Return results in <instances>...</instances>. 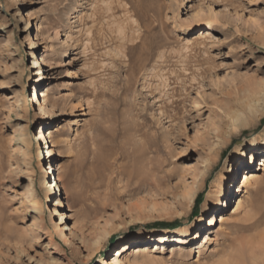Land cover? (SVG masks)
Here are the masks:
<instances>
[{"label": "rangeland", "instance_id": "obj_1", "mask_svg": "<svg viewBox=\"0 0 264 264\" xmlns=\"http://www.w3.org/2000/svg\"><path fill=\"white\" fill-rule=\"evenodd\" d=\"M234 6L264 19V0H0V264H99L117 247L119 264H264V171L242 188L238 158L264 117L211 150L230 94L264 78V47L240 38ZM46 162L62 166L67 226L47 200ZM230 166L233 197L206 244L199 217ZM140 240L155 255L124 258Z\"/></svg>", "mask_w": 264, "mask_h": 264}, {"label": "bare ground", "instance_id": "obj_2", "mask_svg": "<svg viewBox=\"0 0 264 264\" xmlns=\"http://www.w3.org/2000/svg\"><path fill=\"white\" fill-rule=\"evenodd\" d=\"M233 8L235 11L234 12L235 21H241V20L243 21L242 25L240 26L243 27V29L237 28L239 31L240 38L243 39L244 37L254 36L257 39V41L261 44V46L264 47V19H259V17H251V16L246 17L244 19L240 13L241 9H243V6H234ZM233 21L234 19H231L230 23ZM206 33H207V38H208V34L209 35L214 34V33L211 34L210 32H206ZM28 87H30L29 82L27 81L24 82L17 92V97H16L17 101L21 102L28 98V93L26 92ZM35 93H39L38 90L35 89ZM225 112L227 119L226 126L223 130V135L218 136L217 141L212 144L211 146L212 151L218 152L219 149L226 144V142L231 140L232 134L234 132L244 127H251L257 124L264 117V78L252 77V79H250L244 85L238 86L236 90L230 94V97L226 101ZM50 142L52 147L53 145L52 141ZM246 152L250 153L251 161L253 160L254 157L255 158L258 157L257 164H259V166L254 168L249 158L247 159L244 158ZM51 154H53L52 148H50L49 154L47 155H51ZM239 154L242 155L238 157L242 161L241 162L242 164L240 165L241 173L239 174V185H241L242 188H246L254 181H258L262 176L260 172L264 171V136L257 137L255 139V142H253L246 151L242 150L240 151ZM47 159H49L48 161H50V156H48ZM211 161H212L211 158L204 159L203 162V164L205 163L204 169L199 171L200 173L198 175L201 177L202 181L205 178V176L208 174V170L211 166ZM236 168L237 167L232 168L230 166L229 171L225 173L220 180H218L217 188L213 192L212 196L209 197L205 202L204 205L205 213L199 217V224H204V225L207 224V226L205 227L203 225H200V229H202L203 231L202 233L205 237L204 243L206 244L210 242L209 240L213 239L212 234H210L213 227L218 223H222L226 219L225 216L223 215V212L225 211V208L228 206L230 199L233 197L231 185L235 180L236 173L234 172L236 171ZM61 169L62 166H60L57 162L55 163V165L52 164L50 165V162L44 163L43 172L45 173V175H43L42 183L43 186L48 189L47 192L48 201H51L52 197H56V196L58 197L57 199L58 203L55 204L54 214H57L61 217L60 224H64L65 226H67L66 214L59 210V208L62 207L63 205L61 198L63 196L62 194L64 193V188L61 184V180H62L60 175ZM198 176L194 177V184L192 186H187L188 190L185 193H183L184 198H186L189 206L193 205L197 193L203 185L201 179L200 180L197 179ZM234 190L244 191L240 188H234ZM241 205H242L241 202H238L236 207L239 208L241 207ZM206 215H208V217ZM58 225L59 224L56 225V228L54 230L55 236L56 237L67 236V234L64 231L71 230V228L65 227L63 230H61ZM191 227L192 225L189 222L177 226L176 229L174 228L175 229L174 231L172 229L171 230L169 229V231L168 230L161 231V233L163 234L169 233L175 236H182ZM145 232L150 233V231L148 230H146ZM137 234L143 235V232L139 230ZM199 234L200 233L197 231L196 238L199 237ZM72 236H73L72 241L74 239H78L80 242L83 243L86 241V238L82 234H77L76 232H74ZM151 243L152 242L150 240H140L131 244L130 247L123 246V248L127 247L126 251L130 252L124 258H128V255H130V259L134 262L145 261L150 255H155L156 247H154V244ZM255 253L256 255L257 254L260 255L262 253L264 254V249H259V251ZM112 254L113 257L110 258V261H108V259L103 258L99 262V264L121 263L122 259H120V256L122 255V251L119 249V247L114 248ZM254 256L252 255L251 257L254 258ZM255 264H259V263H255Z\"/></svg>", "mask_w": 264, "mask_h": 264}]
</instances>
